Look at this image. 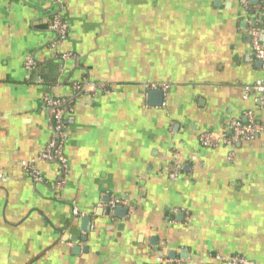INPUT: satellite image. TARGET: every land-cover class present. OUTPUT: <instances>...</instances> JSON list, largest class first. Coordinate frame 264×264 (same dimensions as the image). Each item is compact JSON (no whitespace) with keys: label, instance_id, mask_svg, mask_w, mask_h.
<instances>
[{"label":"crops","instance_id":"1","mask_svg":"<svg viewBox=\"0 0 264 264\" xmlns=\"http://www.w3.org/2000/svg\"><path fill=\"white\" fill-rule=\"evenodd\" d=\"M260 2L0 0V264H264V135L233 148L199 141L248 114L264 127V102L242 93L264 78L249 36L257 25L264 44ZM59 8L68 33L55 52ZM46 97L71 106L62 189L57 164L38 159L51 137ZM113 197L107 214L99 204Z\"/></svg>","mask_w":264,"mask_h":264},{"label":"built area","instance_id":"2","mask_svg":"<svg viewBox=\"0 0 264 264\" xmlns=\"http://www.w3.org/2000/svg\"><path fill=\"white\" fill-rule=\"evenodd\" d=\"M260 4L255 13L260 15L261 22H264V10L263 0H260ZM58 1H56L57 3ZM242 7L248 11L250 10V0H240ZM48 29L55 35L50 48L56 52L59 44L66 38L68 33V25L63 20L61 15V8L51 13ZM249 36L252 44V55L255 59L262 61L264 64V44L260 42V28L254 25L250 31ZM57 58L63 62L74 58L69 53L57 54ZM24 68L27 73L35 70L36 63L31 57L25 58ZM151 88H157V85H150ZM73 89L77 92L83 90L90 93L107 92L109 88L105 85L90 84L85 82H78L73 84ZM164 89V88H163ZM243 96L249 94H255L259 101L264 102V78L255 81L252 85L244 86L242 89ZM43 108L50 114V130L51 137L47 142L44 150L39 155L38 159L45 162H51L57 164L59 172L62 174V178L58 182V188L62 189L66 183V177L68 175V161L64 154V147L67 142L68 134L66 131V125L68 120V114L70 112V103L63 100L52 97H46L43 100ZM248 120L243 123L239 120H235L230 123L228 132L222 134L206 133L199 137L200 144L203 147H218L224 146L227 148H233L236 144L241 142L252 141L262 135H264V127L257 126L254 122V118L251 114H248ZM228 160H233V154L230 152ZM25 173L31 177L33 181L41 182L42 177L40 172L36 169L34 162H22ZM178 176L177 170L169 175L171 181H176ZM120 200L117 198H111L107 204H99V207H103L107 214H112L114 208L120 204ZM74 214H78V211L74 208ZM209 259L218 262L219 264H254V262L247 260L239 255L221 256L215 254H209Z\"/></svg>","mask_w":264,"mask_h":264},{"label":"water","instance_id":"3","mask_svg":"<svg viewBox=\"0 0 264 264\" xmlns=\"http://www.w3.org/2000/svg\"><path fill=\"white\" fill-rule=\"evenodd\" d=\"M152 94H154L155 96H156V95L159 96V102L162 100V93H160V92H154V93H152Z\"/></svg>","mask_w":264,"mask_h":264},{"label":"trees","instance_id":"4","mask_svg":"<svg viewBox=\"0 0 264 264\" xmlns=\"http://www.w3.org/2000/svg\"><path fill=\"white\" fill-rule=\"evenodd\" d=\"M260 24H261V27H264V22H261Z\"/></svg>","mask_w":264,"mask_h":264}]
</instances>
